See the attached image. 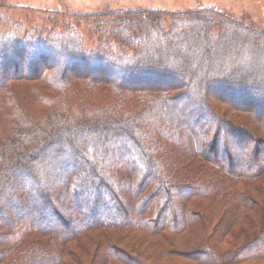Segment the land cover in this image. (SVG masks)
<instances>
[{"label": "trees", "instance_id": "16d2710c", "mask_svg": "<svg viewBox=\"0 0 264 264\" xmlns=\"http://www.w3.org/2000/svg\"><path fill=\"white\" fill-rule=\"evenodd\" d=\"M96 24L88 49L0 14V264H84L72 243L89 264H151L114 233L263 264L264 29L211 7Z\"/></svg>", "mask_w": 264, "mask_h": 264}, {"label": "rangeland", "instance_id": "374dc122", "mask_svg": "<svg viewBox=\"0 0 264 264\" xmlns=\"http://www.w3.org/2000/svg\"><path fill=\"white\" fill-rule=\"evenodd\" d=\"M201 7L215 8L225 16L239 20L250 29H264V0H0V14L12 23L19 22L24 29L56 31L66 27L75 29L88 49L96 46L98 42L93 32L97 27L96 22L99 19L105 20L110 13L149 10L187 12ZM165 19L166 25H169L168 17ZM7 29L9 24L4 23L1 30ZM27 59L25 55V61ZM256 183L264 185V177ZM116 234L118 233H114L112 241H120V245L128 251L134 249L140 252L151 264H194L179 257H161L158 248L143 233L128 235L122 233L120 236ZM102 239V236H93V239H84V242L92 250L93 241L100 244ZM174 240L182 245L190 242V236L183 234L178 240L176 238ZM69 248L75 252L72 255L73 260L78 258L84 264L91 262L88 254L82 253L76 244H70ZM67 259L72 262L71 258Z\"/></svg>", "mask_w": 264, "mask_h": 264}]
</instances>
